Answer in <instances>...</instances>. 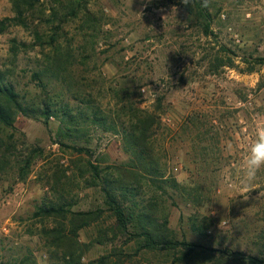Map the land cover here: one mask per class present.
Wrapping results in <instances>:
<instances>
[{
    "label": "rangeland",
    "instance_id": "obj_1",
    "mask_svg": "<svg viewBox=\"0 0 264 264\" xmlns=\"http://www.w3.org/2000/svg\"><path fill=\"white\" fill-rule=\"evenodd\" d=\"M200 1L212 15L213 35H207L201 20L189 11L194 5L181 0H92L88 8L98 29L82 32L79 19L65 26L60 42L70 39L76 60L59 79L44 73L40 79L33 76L44 60L38 49L22 47L18 57L10 51L13 39L34 43L36 29L51 36L52 0H42L45 15L32 13L27 27L6 22L7 30L0 33V72L7 74L26 104L51 101L56 109L66 107L76 124L62 116L51 117L48 125L42 118L19 117L16 127L25 136L26 149H40L41 154L24 181L14 174L0 175V264L61 262L62 255L47 248L42 234L55 227V220L37 216L41 208H105L100 188L89 185L86 161L105 168L123 164L129 156L122 147L123 120L117 121L115 131L111 120L106 125L93 123L94 111L98 108L113 118L127 95L136 107L159 116L155 147L163 154L168 175L190 184L195 179L191 171L205 172L211 202L202 211L213 226L206 235L192 232L188 217L193 208L179 196L180 188H170L174 200L166 198L165 207L176 237L186 236L209 248L258 254L257 235L264 230V169L254 189L245 192L240 166L257 119L264 116V0ZM14 17L11 0H0V21ZM43 83L47 95L42 93ZM87 117L90 120H84ZM187 119L196 122L183 132ZM197 134L202 142L193 141ZM17 138L22 140L19 134ZM94 236L93 229L80 232L85 261L112 247L95 244ZM126 264L170 261L165 254L143 252Z\"/></svg>",
    "mask_w": 264,
    "mask_h": 264
},
{
    "label": "trees",
    "instance_id": "obj_2",
    "mask_svg": "<svg viewBox=\"0 0 264 264\" xmlns=\"http://www.w3.org/2000/svg\"><path fill=\"white\" fill-rule=\"evenodd\" d=\"M91 1L52 0L54 4L48 9L51 13V36L48 38L40 29H36L34 43L31 45L13 39L10 49L13 56L18 57L22 47L38 49L44 60L40 66L41 70L33 76L40 79L44 73L49 78L59 79L74 66L76 60L70 39L65 43L60 42L65 34V26L79 19L83 24L82 32L87 29L95 33L98 29V21L88 8ZM11 2L15 17L0 21V33L7 30L6 22L27 27L29 17L35 11L45 15L46 9L40 8L43 6L42 0ZM190 4L194 7L189 11L201 20L206 34L213 35V20L207 4L200 0H191ZM70 87L71 85L69 89ZM46 88V84H41L42 93L47 95ZM100 114L101 111L97 108V111H94L93 123L106 125L111 120L110 126L115 131L117 121L123 120L122 147L129 159L123 164L105 168L90 160L86 161L85 171L91 174L89 185L100 188L105 208L73 212L66 209L64 204H60L39 210L37 216L55 220V227L45 228L42 234L47 248L55 249L51 251L55 255H62L59 264H126L128 260L143 252L165 254L170 264H264V230L259 231L257 235L260 241L258 254H248L232 248H209L189 241L186 236L177 238L175 231L170 227V215L165 207L166 198L174 200L170 188H180L179 196L192 206V213L188 217L192 232L206 235L213 226L211 218L202 211L211 202L210 192L203 182L205 172L200 169L191 171L195 177L191 185L181 184L173 175H168L163 154H158L155 147L156 130L161 126L159 116L156 112L136 107L130 95L124 97L122 107L113 112V118ZM20 116L38 120L42 118L46 125L51 117L62 116V119H67L72 125L76 124V119L71 110L66 107L56 109L51 101L26 104L21 94L8 81L7 74L0 72V175L14 174L16 178L24 181L32 173L36 155L41 152L40 149L34 152L26 149L28 143L25 136L16 127ZM84 120H90V117ZM195 122L196 120L187 119V123L185 122L180 130L185 132L190 126H194ZM17 134L22 140L17 138ZM70 135L65 132V136ZM202 139L201 134H197L193 141L202 142ZM201 157L209 159L208 154ZM81 176L84 177L85 174L82 173ZM184 221L185 215L182 214L180 222ZM84 229L94 230L95 239L92 242L101 246L111 244V249L96 259L85 261L86 244L80 240V232ZM131 244L134 247H130Z\"/></svg>",
    "mask_w": 264,
    "mask_h": 264
},
{
    "label": "clouds",
    "instance_id": "obj_3",
    "mask_svg": "<svg viewBox=\"0 0 264 264\" xmlns=\"http://www.w3.org/2000/svg\"><path fill=\"white\" fill-rule=\"evenodd\" d=\"M189 5L191 0H181ZM143 91V89H142ZM242 190L249 192L257 179V174L264 169V116H259L253 129V135L247 145L246 154L241 164Z\"/></svg>",
    "mask_w": 264,
    "mask_h": 264
}]
</instances>
